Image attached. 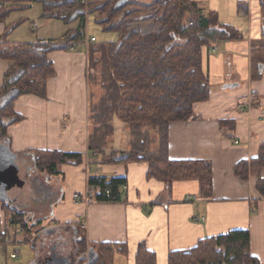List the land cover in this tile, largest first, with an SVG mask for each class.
I'll use <instances>...</instances> for the list:
<instances>
[{"label":"trees","instance_id":"obj_1","mask_svg":"<svg viewBox=\"0 0 264 264\" xmlns=\"http://www.w3.org/2000/svg\"><path fill=\"white\" fill-rule=\"evenodd\" d=\"M119 1L0 0V23L12 13L41 4L45 20H61L67 25H75L60 43L6 44L7 35L22 21L6 28L0 38L4 44L0 46V52L3 59L9 62L4 84L0 88V140L9 145L8 128L22 120L13 109L20 97L32 95L46 98L47 83L56 73L49 55L86 45L88 20L94 17L105 31L117 33L118 39L98 42L95 38V42L86 45L90 124L88 156L54 151L34 152L35 170L41 175L55 177L59 175V165L80 166L86 160L100 166L146 165V179L163 184L168 193L176 182L195 181L199 185L200 197L210 200L213 197L211 162L171 160L169 126L174 122L198 119L194 106L210 98L209 76L203 65L204 49L215 48L222 42L241 41L245 36L235 27L222 23L216 11L193 1L151 0L139 3L138 0H126L117 7ZM140 6L147 10L142 12ZM242 6L238 4L240 11L244 12ZM149 25L155 29L145 30ZM257 70L260 74V67ZM7 99L10 100L4 105ZM115 120L129 127L130 145L127 151L110 150L116 133ZM220 126L224 138L233 140L235 122L224 120ZM263 171L264 144L257 157L240 161L234 168L235 175L241 180L255 177L262 196ZM127 187L126 177H90L88 201L99 204L122 202ZM0 204L7 226L4 237L17 238L16 232L21 230L23 243L34 246L42 236L57 233L59 241L53 244L51 254L41 257V250H36L34 264H72V261L73 264H88L91 249L96 261L94 264H114L116 255H130L126 243L88 245L77 228L76 234L73 233L75 250L71 251L72 254L63 251L61 246L66 242H62L59 232L66 233L67 228L50 229L37 233L38 236L33 230L38 222L28 220L9 200L0 199ZM63 237L66 240L65 235ZM42 244L44 248L45 243ZM134 263L158 264V257L145 244H140ZM167 264L261 263L251 252L250 232L234 230L202 239L190 250L170 253Z\"/></svg>","mask_w":264,"mask_h":264},{"label":"crops","instance_id":"obj_2","mask_svg":"<svg viewBox=\"0 0 264 264\" xmlns=\"http://www.w3.org/2000/svg\"><path fill=\"white\" fill-rule=\"evenodd\" d=\"M189 1L216 11L222 23L240 32H243L246 25L248 27V33L245 32L248 38L225 42L221 53L215 51L211 54L209 49H204L203 65L209 76L210 98L194 106L198 119L174 122L169 126L171 160L211 162L212 199L200 197L199 185L195 181L176 182L171 193H168L163 184L146 179V165L100 166L86 160L80 166L59 165L58 176L44 179L41 188L43 195L35 197L51 205V216L46 222L40 223L41 219L44 220V212L23 209L28 205L31 193L26 190H31L39 177L34 168L32 153L54 151L88 156V55L86 46L78 45L72 50L55 51L49 55L56 73L47 83L46 98L32 95L20 97L13 109L22 120L8 128L9 145L0 141V147L17 156L19 176L25 183L24 187L9 190L8 200L32 223L38 222L33 227L34 232L48 224L51 228H70L73 241L75 229L79 232L81 229V235L88 245L128 244L130 255H116L114 264H135V252L140 244H145L157 254L158 264H167L170 253L190 250L202 239L234 230H248L251 252L264 264V195L258 191L255 177L244 181L234 173L237 163L257 157L264 144V66H261L264 62V46L257 43L262 37L260 6L257 4L256 10L252 9L249 21L246 22L244 18L240 19L246 14L242 12L243 16H240L238 11V4L246 0ZM225 2H228L227 11L231 20L223 22L221 9ZM6 26L0 24V38ZM65 38L66 34L60 41L53 42H64ZM250 40L255 41L254 46ZM37 41L35 43L41 42V39L37 38ZM6 44L19 43L6 41ZM255 51L261 52L257 60H253L250 54ZM226 54L233 56L238 71L244 70L247 78L254 66L257 69L260 67V74L256 69L258 78L252 80L251 77L248 92L240 86L235 89L224 88V85L230 84L223 70V56ZM8 68L9 62L3 59L0 52V88ZM250 89L256 94L253 95ZM224 120L235 122L233 140L223 136L220 122ZM98 176L126 177L128 187L123 192L125 200L112 204L78 202L76 195H88V179ZM261 177L264 180V171ZM52 184H56L57 189H52ZM4 217L0 204V235L7 229ZM65 235L69 237L67 232ZM24 244L22 236L4 237L0 247L7 249L10 245ZM33 248L37 250L35 245Z\"/></svg>","mask_w":264,"mask_h":264},{"label":"rangeland","instance_id":"obj_3","mask_svg":"<svg viewBox=\"0 0 264 264\" xmlns=\"http://www.w3.org/2000/svg\"><path fill=\"white\" fill-rule=\"evenodd\" d=\"M138 1L139 3L151 2V0H138ZM227 4L228 2H225L221 9V20L223 22L231 20L230 15L227 11ZM240 4L243 5L241 8L243 9L244 14H246L245 17H240V19L244 18L246 22L249 21L248 17L251 15L252 9L253 11H255L257 8V4L260 6V18L262 21V29H261L262 37L259 41H257V43L262 44V46H264V0H261V4H260V0H253L251 2L250 0H246L244 2L243 1L240 2ZM139 8L141 9L142 12H145V10H147L142 6H140ZM42 11L43 9H42L41 4H34L32 8H30L29 10L12 13L4 22L0 23L5 26L10 25V28H11V26L14 25L15 23L22 21L21 24L16 26V28L7 35L5 42L7 41V43H10V42L11 43H35V42H38L37 38H40L41 42L60 41L61 37H64L65 34H67L69 30H72L75 27V25H71V26L67 25L61 20H45L44 18H42ZM238 11H239L240 16H243V13L240 11L239 8H238ZM254 16H255V12H254ZM247 28L248 27L246 25V27H244V29L242 30L243 31L242 33H244V36L246 38H248V35L246 34L248 33ZM144 29L153 30L155 28L154 26L149 25L147 28H144ZM87 35H88V38H90V36L95 37L98 40V42H114L118 39L117 33L105 31L101 25L96 23L94 17H90L88 20ZM254 43H255L254 40L250 42L252 46H254ZM86 44H88L87 41H86ZM0 46L1 47L4 46L3 41L1 40H0ZM224 46H225V42H222L218 46H216V48H211L209 50L211 51V54H213L215 51L218 53H221L223 51ZM81 49L84 50L83 47H81ZM205 50H208V49H205ZM250 54L253 60H257L259 59L261 52L255 51ZM223 62H224V66H223L224 76L226 78V81H229L227 83H230V84L240 83L239 86L242 87L245 92H248V84L250 86L251 77H252V80L258 78L257 71H256L257 68H255L254 66V68H252V72H250V75L247 78V75L244 70H242L241 72L238 71V66H237L238 64L236 63L232 55L231 56L229 54L224 55ZM250 92L253 95L256 94L254 90L250 89ZM114 126L116 129V135L114 136L113 142L110 146V150L127 151L130 145L128 125H126L125 123L119 120H115ZM36 174L39 175L38 180L35 183L36 185L32 186L31 190H26L27 192H31V193L29 195L30 197L27 202L28 205L25 206V208L23 209L27 211H34V212L35 211L44 212L42 214V215H45L44 220L41 219L40 221L46 222L48 217L51 216L49 212L51 205L47 203L45 204V202L42 201L41 198H36L35 196L43 195L41 188L44 186V183H43L44 179L47 178L48 176L41 175L38 173V171H36ZM23 178L25 177L23 176ZM38 184H41V185H38ZM24 186H25V183L23 182L22 187ZM51 188L54 190L57 189L56 184H52ZM39 216H41V213L39 214ZM50 229L54 230V228H51L49 227L48 224H46V225H43L41 229H39V231H36L35 233L37 234L39 232L41 234L44 231H50ZM80 232L82 234L81 229H80ZM67 233L69 234V237L66 238V244L63 243L64 246L63 247L61 246V248L63 251L73 252L75 249L73 246L74 241L72 238V232L70 229H67ZM53 240H56V241L52 242ZM58 241L59 239L57 237V233H54L53 235L48 234V235L42 236L41 238H39V242L37 240L34 243V245L36 246L37 250H39V248L41 249V257H43L45 254L47 256L51 254V248L54 247L53 244H56ZM43 242L45 243V245H44V248H41V245ZM0 249H1L0 250V264H31L35 260L36 251L33 248V246L31 244L29 245L28 243L24 245H19V246L10 245L7 247V249H4V248L2 249L0 247ZM12 254H18L17 259H12L11 258ZM73 262L74 261H72V264Z\"/></svg>","mask_w":264,"mask_h":264},{"label":"water","instance_id":"obj_4","mask_svg":"<svg viewBox=\"0 0 264 264\" xmlns=\"http://www.w3.org/2000/svg\"><path fill=\"white\" fill-rule=\"evenodd\" d=\"M126 0L118 2L117 7H120ZM239 84H228L224 86L225 89H234ZM7 99L4 105L9 102ZM17 157L8 152L7 149L0 147V199L8 200L7 192L14 187H21L23 181L19 176V167L16 162ZM94 252L91 249L88 252V264H94L96 261L93 260ZM97 260V258H95ZM57 263V262H55ZM54 264V262L49 263Z\"/></svg>","mask_w":264,"mask_h":264},{"label":"built area","instance_id":"obj_5","mask_svg":"<svg viewBox=\"0 0 264 264\" xmlns=\"http://www.w3.org/2000/svg\"><path fill=\"white\" fill-rule=\"evenodd\" d=\"M95 41H96V40H95V37H91V38H88L87 43L89 44V43H93V42H95ZM86 45H87V44H86ZM75 198H76V200H77L78 202L82 201V202H84V203H89V201H88V196H87V195H84V196L76 195ZM16 233H17V236L22 235V231H21V230H18ZM3 238H4V236H3V234H1V235H0V243H1V241H2ZM11 258H12V259L17 258V255H16V254H13V255L11 256Z\"/></svg>","mask_w":264,"mask_h":264},{"label":"flooded vegetation","instance_id":"obj_6","mask_svg":"<svg viewBox=\"0 0 264 264\" xmlns=\"http://www.w3.org/2000/svg\"><path fill=\"white\" fill-rule=\"evenodd\" d=\"M59 235L61 236V240H62V242H66V240H65L64 237H63V236L65 235V233H64V232H59ZM65 237H66V235H65ZM60 245H61V244H60ZM60 245H59V246H60ZM56 252H57L58 254L60 253L59 250L56 251ZM60 256H61V255H60ZM67 256H68V255H67ZM58 258H59V257H58Z\"/></svg>","mask_w":264,"mask_h":264}]
</instances>
